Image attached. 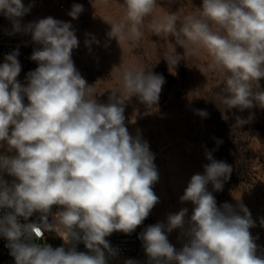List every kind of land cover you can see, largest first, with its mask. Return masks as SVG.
Instances as JSON below:
<instances>
[{"label": "clouds", "instance_id": "1", "mask_svg": "<svg viewBox=\"0 0 264 264\" xmlns=\"http://www.w3.org/2000/svg\"><path fill=\"white\" fill-rule=\"evenodd\" d=\"M123 5V18L107 21L108 35L120 46L144 36L142 27L157 0H123ZM30 9L22 0H0V13L12 21L13 32L21 31L20 18ZM83 10L73 4L67 14L77 19ZM147 27L157 36H174L184 49L206 50L208 70L224 77L226 95L219 98L224 108L264 109V92L254 91L264 78V0H202L192 14L168 12ZM25 31L40 45L30 57L38 67L27 74V85L17 80L18 50L0 64V147L6 143L8 151L17 153L0 156V173L15 177L9 185L0 176V209L11 210L0 216V236L8 241L15 264H107L105 252L115 256L116 251L105 238L116 231L131 234L159 203L153 190L159 180L154 154L146 140L133 137L125 126L121 89L112 90L108 103L95 99L93 86L71 58L78 39L70 22L49 16L29 23ZM180 58L174 50L165 60L174 66ZM121 77L123 92L137 96L149 110L158 105L162 75L123 66ZM199 115L208 114L200 110ZM236 119L240 125L248 122ZM207 158L211 163L205 174L193 175L180 197L195 205L188 227L184 208L168 215L167 226L156 223L140 233L148 264H264V255L257 254L258 237L250 232L255 222L249 209L239 204L241 215L227 202L218 207L207 191L209 182L222 190L231 166L210 153ZM53 205L62 210L49 223ZM36 212L42 223L19 222ZM177 228L186 237L179 250L166 235ZM57 230L65 244L83 242L89 252L33 242L44 231ZM125 264L138 262L128 259Z\"/></svg>", "mask_w": 264, "mask_h": 264}, {"label": "rangeland", "instance_id": "2", "mask_svg": "<svg viewBox=\"0 0 264 264\" xmlns=\"http://www.w3.org/2000/svg\"><path fill=\"white\" fill-rule=\"evenodd\" d=\"M22 3L25 7L31 5L29 13L24 15L26 26L49 16L71 23L78 39L71 58L82 77L93 86L97 102L108 103L112 90L121 89L125 99V126L130 135L139 134L146 140L154 154L153 164L159 180L153 190L159 203L151 211L161 223L167 226L169 214L187 208L184 228L188 227L195 205L182 202L180 197L193 175L205 174V165L211 163L207 158L210 153L214 160L230 165L232 171L222 190L216 191L209 182L207 191L215 197L218 207L227 202L241 215L239 204L249 209L255 222L250 232L258 237L257 254L264 255V224H261L264 220V109L255 106L241 112L224 108L219 100L226 95L224 77L220 72L208 70L210 57L206 50L184 49L174 36H157L147 27L156 17L168 12L180 17L192 14L201 7L202 0H157L153 16L146 18L142 27L144 36L121 46L108 34L109 22L123 18V0H22ZM73 4L83 5L84 10L77 19L67 14ZM11 28L12 21L0 13V30ZM27 36L32 41L31 33L27 32ZM174 50L181 58L171 66L165 58ZM123 66L151 70L165 78L154 109H147L137 96L130 97L123 92ZM254 91L264 92V78ZM200 110L208 115L202 117ZM236 117L248 122L240 125ZM166 235L177 250L186 239L180 228Z\"/></svg>", "mask_w": 264, "mask_h": 264}, {"label": "built area", "instance_id": "3", "mask_svg": "<svg viewBox=\"0 0 264 264\" xmlns=\"http://www.w3.org/2000/svg\"><path fill=\"white\" fill-rule=\"evenodd\" d=\"M21 31L13 32V28L11 29H2L0 30V64L5 62V56L7 54L12 53L14 50L19 51V56L17 59L21 64V72L17 77V80L23 84L27 85L26 76L27 74L35 70L38 65L35 61L30 59L31 54L34 49L40 47L36 43L32 42L28 36L27 31H25L26 23L24 16L20 18ZM23 103L27 105L29 103L27 97H24ZM12 126L9 128V132L11 133ZM17 153L15 150L8 151V147L6 143H4L3 147H0V156H15ZM0 176L11 185L15 180V177L9 176L6 172L0 173ZM62 210V206L53 205L51 212L48 214V222H53L54 214L58 211ZM11 211L10 209H0V216H3L6 212ZM41 213L36 212L27 220L23 217L18 218L19 222L24 223H36L40 224L41 221ZM156 223H161L160 219L157 218L152 211L149 216L143 221V223L138 226L135 231L131 234H125L123 232H113L111 235L106 237L105 239L109 241L110 246L115 249L116 255L111 256L105 252V256L107 259V264L110 263H125L128 259H133L138 262V264H148V257L145 253L143 242L139 239L140 233H142L149 225H154ZM63 233L59 230L57 231H44L42 237H36L33 242L38 244H49L53 248L63 246L65 250L75 246L76 251L88 253L89 250L85 247L83 242L73 241L72 243L65 244L62 239ZM8 241L0 236V264H15L14 257L10 255V249L6 246Z\"/></svg>", "mask_w": 264, "mask_h": 264}]
</instances>
